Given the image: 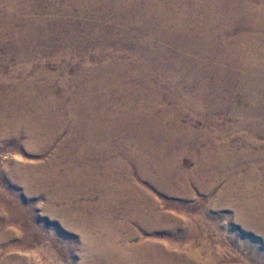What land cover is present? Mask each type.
Instances as JSON below:
<instances>
[{"label":"bare ground","instance_id":"obj_1","mask_svg":"<svg viewBox=\"0 0 264 264\" xmlns=\"http://www.w3.org/2000/svg\"><path fill=\"white\" fill-rule=\"evenodd\" d=\"M33 1L26 0L17 6L13 0H8L9 8L0 15V27L7 29L1 36L11 39L15 47L31 28L25 20L27 31H18L23 22L24 7ZM254 2H77L80 8L86 4L95 12L103 5V14L113 13L121 23L120 27H125L124 32L134 19L138 25L137 38L126 40L129 43L137 40V45L133 49H123L129 50L128 54L136 53L137 59L119 61L98 49L94 59L99 61L109 57L106 63L100 67L87 65L85 71L69 82L65 78L61 101L49 86L39 88L36 85L38 74L24 87L13 83H7L10 88L0 87V139L12 134L16 140L27 139V147L31 149L48 146L62 132L57 129L61 116L52 117L60 110L68 113L69 128L80 130L71 144L77 153L67 154L68 161L63 170L54 168L55 163L51 160L40 168H18L16 175L28 192L40 189L53 197L51 206L69 200L60 214L65 216L68 225L79 223L75 229L81 228V243L93 261L101 264H221L217 246L213 255L209 253L211 245L207 242L201 243V247L190 255L191 247H186L187 251L183 247L165 250L166 244L153 240H138L137 244H132L138 238L130 229L132 224H139L150 234L170 222L179 223L174 216L159 214L158 209L147 202L143 195L148 191L145 192L142 185L146 181L170 195L190 194L192 189L211 195L224 181V171L233 170L238 175L226 178L218 197L226 201L232 217L239 224L253 231L247 233V237L259 252L247 260L251 264H264V149L259 153L252 150L238 152L237 149L230 150V144L217 146L207 130L183 126L178 117L182 112L179 107L182 100L196 110L197 119H203L209 129L213 126L211 113L224 110L231 117L242 118L231 128L233 132L247 129L251 133L254 130V137L264 134V0ZM88 13L83 9L80 15L83 17ZM103 14L94 13V22L87 27L98 25L101 20L105 22ZM57 25L64 27L67 24ZM107 27H111V32L116 28L109 24ZM95 33L102 34L100 31ZM29 39L31 43L35 42V38ZM118 48L121 50L122 46ZM29 50L22 54L26 59L32 57ZM189 68L194 75L183 82L179 76ZM174 69L179 70V74ZM155 70L166 78L164 85H156L152 78ZM52 79V75H47V84ZM79 83L83 89L73 95L67 84L75 87ZM193 83L197 89L188 96L186 92ZM237 94L244 96L245 104L236 103ZM67 100H71L72 105H66ZM162 101H169L174 106L166 118L156 114ZM214 101H222L225 105H216ZM14 102L19 104L18 109L13 108ZM112 154L123 156L127 162L111 160L108 156ZM185 158L194 161V171L184 170L182 162ZM95 159L100 164L105 161L106 166H115L124 174V179L120 180L94 164ZM78 164L83 168L79 169ZM71 185L78 186L80 193L74 192L75 187ZM89 190L102 192L103 196L97 202H80ZM72 208L76 212H72ZM121 211L123 217L118 220L116 215ZM197 227L194 222V230ZM121 230L127 235L120 234ZM204 255L207 259L202 260Z\"/></svg>","mask_w":264,"mask_h":264},{"label":"rangeland","instance_id":"obj_2","mask_svg":"<svg viewBox=\"0 0 264 264\" xmlns=\"http://www.w3.org/2000/svg\"><path fill=\"white\" fill-rule=\"evenodd\" d=\"M6 1L8 0H0V15H4L9 8ZM13 1L17 6L26 3V0ZM198 1L207 2V0H192V4L198 3ZM259 1L261 0H255V2ZM77 2L84 3V0H34L29 6L24 7L25 10L21 15L23 22L18 26V31L19 33L27 31L24 25L27 21L31 28L20 41V45L16 47L15 43L12 44L11 39L2 38L1 34L6 33L7 29L0 27V87H8L10 84L7 85V83L24 87V84L38 74L40 76L36 85L39 88L49 86L61 101L64 91L62 81L65 78H68L69 82L85 71L87 65L100 67L106 63L109 57H103L99 61L94 59L98 49H102L103 53L108 56L117 57L119 61L137 59L136 53L131 50L132 52L128 54L129 50H125L128 47L133 49L137 45V40L131 41L132 43L126 40L131 37L137 38L135 34L138 25L134 19H131L132 25L124 32L125 27H120L121 23L117 22L118 18L113 13L103 14V5L95 12L86 4H84L85 7L80 8L76 5ZM83 9L89 13L82 17L80 12ZM97 12L99 16L103 14L105 22H101V20L98 25L87 27L94 22V13ZM25 20L27 21L25 22ZM57 23L67 25L58 27ZM108 24L115 25L117 29L115 28L114 32H111V27H107ZM96 31H100L102 34L99 36L95 33ZM91 36H93L92 39ZM31 37L35 38L34 43L30 42L29 38ZM119 45L122 46L121 50L118 48ZM27 49H30L31 59L22 56ZM168 49L172 50L169 46ZM175 71L179 74V70ZM183 73L179 76L182 77L183 82L191 79L194 75L190 68L184 69ZM47 75H52L53 78L49 84L46 80ZM152 78L156 85H164L163 80H166L157 70L152 72ZM211 82L214 83L215 79L212 78ZM79 84L75 87L67 84L73 95L83 89L81 83ZM163 88L166 90V87ZM190 88V91L186 92L188 96H192L191 94H194V90L197 89L196 86L194 87V83ZM103 93L107 92L103 91ZM235 101L240 106L245 104L242 94H237ZM214 104L225 105L222 101H214ZM66 105H72L71 100H67ZM12 106L14 109L19 108V104L15 102ZM179 107L183 114L180 113L178 117L183 126L193 130H207L209 136L215 138L217 146L230 144V150L237 149L238 152L252 150L259 153L263 151L264 134L254 137L252 136L255 135L254 130L252 133L247 129H238L236 132L231 130L242 118L231 117L224 110L214 111L211 113L213 126H210L209 129L203 119H197L199 116H195L196 110L193 107L185 104L182 100ZM173 109L174 106L171 102L162 101L156 114L166 118ZM67 114L60 110L52 115L53 118L61 116V124L57 129L62 132L60 137L48 146H37V148L31 149L27 147V139L16 140L12 134L0 139V264H7V262L10 264H101L93 261L90 255L85 252L84 244L81 243L82 230L81 228L75 229L79 223L74 222L68 225L65 216L60 214V210L67 206L69 200L66 199L62 204L53 203L51 206L50 202L53 197L40 189L33 193L28 192V188L19 183L16 175L18 168L23 169L31 166L40 168L51 160L55 163L54 168L63 170L68 161L66 160L67 154L68 156L76 155L77 150L71 144L77 139L80 130L74 127L69 128L70 122ZM65 141L67 144H64ZM108 158L127 162L123 156L114 154L109 155ZM93 163L98 164L103 170L107 169L118 179H124V174L120 173L115 166H106L105 161L100 164L96 159L93 160ZM182 167L185 171L192 172L196 164L191 159L185 158ZM78 168L82 169L83 166L78 164ZM232 175L238 174L233 170H225L224 181L211 195L202 194L196 189H192L190 194L175 196L155 189L148 181L142 184L145 188L140 184L144 190L146 189L145 192L148 191L143 195L147 202L154 205L159 214L174 216L179 223L170 222L163 228H156V231L154 229L150 234L141 225L132 224L130 231L136 234L138 239L131 243L137 244L138 240H153L160 244H166L165 250L175 247H183V249L191 247L189 254H193L201 247V243L206 244L207 242L211 245L209 253L215 255L217 248V253L220 251L221 264H244V262L251 264L248 261L249 258L257 251L259 252L257 246L250 243V237H247V233H253V231L239 224L236 218L232 217L231 208L226 206V201L218 197L219 191L226 184V178ZM71 186L75 187L74 192L80 193L78 186ZM88 193L87 197L82 196L80 202H97L103 196L102 192L98 191L89 190ZM72 212H76V209L72 208ZM116 216L118 220H121L122 211L118 212ZM194 222L198 226L196 230H194ZM119 233L127 235L123 230ZM197 234L198 236H196ZM185 250L187 251V249ZM204 258L207 259L205 255L202 260Z\"/></svg>","mask_w":264,"mask_h":264}]
</instances>
